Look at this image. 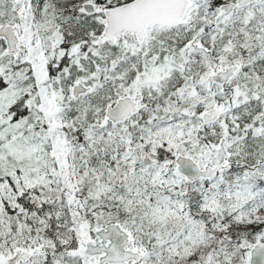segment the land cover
<instances>
[{
  "label": "snow or ice",
  "instance_id": "1",
  "mask_svg": "<svg viewBox=\"0 0 264 264\" xmlns=\"http://www.w3.org/2000/svg\"><path fill=\"white\" fill-rule=\"evenodd\" d=\"M0 264H264V0H0Z\"/></svg>",
  "mask_w": 264,
  "mask_h": 264
}]
</instances>
